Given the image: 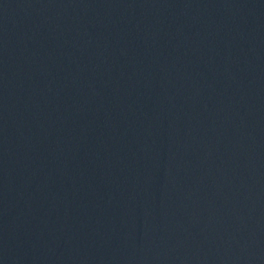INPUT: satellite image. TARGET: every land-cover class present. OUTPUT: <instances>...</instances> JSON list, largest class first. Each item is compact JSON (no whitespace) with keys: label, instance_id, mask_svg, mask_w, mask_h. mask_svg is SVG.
<instances>
[{"label":"water","instance_id":"water-1","mask_svg":"<svg viewBox=\"0 0 264 264\" xmlns=\"http://www.w3.org/2000/svg\"><path fill=\"white\" fill-rule=\"evenodd\" d=\"M0 264H264V0H0Z\"/></svg>","mask_w":264,"mask_h":264}]
</instances>
